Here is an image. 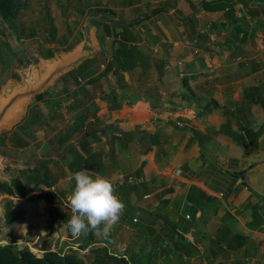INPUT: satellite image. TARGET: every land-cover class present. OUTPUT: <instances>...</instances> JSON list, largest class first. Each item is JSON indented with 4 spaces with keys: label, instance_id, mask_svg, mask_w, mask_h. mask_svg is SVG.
<instances>
[{
    "label": "crops",
    "instance_id": "crops-1",
    "mask_svg": "<svg viewBox=\"0 0 264 264\" xmlns=\"http://www.w3.org/2000/svg\"><path fill=\"white\" fill-rule=\"evenodd\" d=\"M205 1L127 0L124 20L144 16L122 26L143 65L80 87L64 75L32 104L35 138L14 148L63 204L72 173L111 180L123 214L83 243L133 264H264V0ZM97 35L95 76L113 56Z\"/></svg>",
    "mask_w": 264,
    "mask_h": 264
},
{
    "label": "rangeland",
    "instance_id": "rangeland-1",
    "mask_svg": "<svg viewBox=\"0 0 264 264\" xmlns=\"http://www.w3.org/2000/svg\"><path fill=\"white\" fill-rule=\"evenodd\" d=\"M21 10L11 30L0 19V82L8 75L14 59L26 60L28 52L50 47L54 52H66L73 48L81 37V26L88 16L99 14V10L114 9L122 19L134 15L124 5L127 0H18ZM139 1V0H131ZM104 14V13H103ZM112 17V16H111ZM139 27L135 30L138 33ZM41 47V48H40ZM107 49V46H106ZM103 66V65H102ZM198 73V72H197ZM69 78L64 79L68 81ZM61 94V89L53 88L50 93ZM17 130V131H16ZM15 132L19 133L18 129ZM7 130H1L0 135ZM14 132V131H12ZM0 140V156L2 167L0 178L4 179L11 170L20 169L28 161L17 155L7 140L9 134L2 135ZM10 138V137H9ZM22 163L19 165V163ZM24 162V163H23ZM21 168V169H22ZM11 201L10 215L23 212V222L16 227L5 223V204ZM39 201L27 202L24 198L0 197V241L7 239L9 245L26 247L36 255H41L39 245L52 246V249L72 251L83 257L87 250L99 245H86L80 237L69 236L66 227L57 219H49V206L40 207ZM98 237V236H96ZM101 239V238H100ZM108 248V246H106ZM109 253L113 250L108 248Z\"/></svg>",
    "mask_w": 264,
    "mask_h": 264
},
{
    "label": "trees",
    "instance_id": "trees-1",
    "mask_svg": "<svg viewBox=\"0 0 264 264\" xmlns=\"http://www.w3.org/2000/svg\"><path fill=\"white\" fill-rule=\"evenodd\" d=\"M221 1V0H220ZM220 1L214 2L220 4ZM204 7L207 2L203 0ZM21 10V4L18 0H0V19L13 30L15 19ZM98 12L114 16L116 13L111 9L104 8ZM132 24L130 27H133ZM100 31L105 37H110L113 47L112 60L105 64L104 69L95 76L99 62L97 59L88 60L83 62L79 68L69 74L72 78L74 85L80 87V84L89 83L93 84L98 82L101 78L105 77L109 72H113L118 81L123 80L122 74L129 72L133 67L142 63L141 52L138 46L134 43V35L129 31L128 27L114 28L106 24H99ZM40 53L44 57H50L52 50L42 49ZM101 62V61H100ZM146 66L144 65V68ZM86 91V90H85ZM49 92L36 96V102L48 96ZM87 95H89L87 93ZM35 105H32L27 113L26 118L15 129L19 130L18 135L23 136L19 139L18 135L12 134V131L4 132L0 135L1 143L2 135L9 134L10 145L14 148L26 147L27 143L34 139V130H37L41 125L42 115L39 111L35 110ZM71 107V106H69ZM85 116L78 118H86L89 116L87 110L84 111ZM76 124L72 126L74 128ZM6 167L4 168V171ZM39 174L36 170H31L28 167L22 169L11 170L7 173L6 178H0V197L6 196L10 198H24L27 202L44 201L49 205V219H57L59 223L66 227L69 236H72L67 226V219L71 215L69 209V201L63 204L59 198L58 193L51 190L43 191L38 183ZM11 201L5 204L4 218L8 226L16 227L23 222V212L16 213L14 216L10 215ZM83 242L85 236H80L79 241ZM41 255H36L26 247L18 249L17 246L9 245L8 247L0 246V264H133L130 259H126L121 255H114L109 253L108 248L105 246H95L86 251L83 257L78 256L72 251H63L61 249H52V246L44 247L43 244L39 245Z\"/></svg>",
    "mask_w": 264,
    "mask_h": 264
},
{
    "label": "water",
    "instance_id": "water-1",
    "mask_svg": "<svg viewBox=\"0 0 264 264\" xmlns=\"http://www.w3.org/2000/svg\"><path fill=\"white\" fill-rule=\"evenodd\" d=\"M143 17L123 20L121 16L111 17L105 13L91 15L81 26V38L69 51L55 50L53 57L48 59L41 58L38 51L29 53L25 61L16 58L8 77L0 85V131H11L26 117L36 96L45 93L64 75L76 70L83 61L92 59L101 51L97 35L98 24L112 27L129 26ZM0 170H4L1 156ZM17 247L21 249L22 246Z\"/></svg>",
    "mask_w": 264,
    "mask_h": 264
},
{
    "label": "clouds",
    "instance_id": "clouds-1",
    "mask_svg": "<svg viewBox=\"0 0 264 264\" xmlns=\"http://www.w3.org/2000/svg\"><path fill=\"white\" fill-rule=\"evenodd\" d=\"M74 181L68 201L71 215L67 226L72 236H87L89 233L107 237L111 234L123 214L125 205L118 199L111 180L95 175L88 170L72 173ZM8 247L9 241H0Z\"/></svg>",
    "mask_w": 264,
    "mask_h": 264
},
{
    "label": "built area",
    "instance_id": "built-area-1",
    "mask_svg": "<svg viewBox=\"0 0 264 264\" xmlns=\"http://www.w3.org/2000/svg\"><path fill=\"white\" fill-rule=\"evenodd\" d=\"M136 220L134 219L133 222H135Z\"/></svg>",
    "mask_w": 264,
    "mask_h": 264
}]
</instances>
